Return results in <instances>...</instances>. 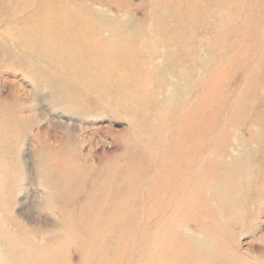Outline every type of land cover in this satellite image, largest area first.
Here are the masks:
<instances>
[{"label":"rangeland","instance_id":"1","mask_svg":"<svg viewBox=\"0 0 264 264\" xmlns=\"http://www.w3.org/2000/svg\"><path fill=\"white\" fill-rule=\"evenodd\" d=\"M34 1L37 0H0V198L9 202L12 216L30 232L36 228L50 230L63 221L55 211L58 206H48L54 198V185L47 180L56 167L52 165L54 161L68 160L72 168L77 167L76 161L80 162L93 177L108 174L106 192L117 198L108 201L106 212L100 216L107 219L118 212L123 217L124 204L130 203V208L138 210L144 181L154 176L156 183L167 166L168 157L159 149L168 148L165 144L167 140L170 143L174 117L182 105L201 98L207 89L214 102L224 104L240 87L244 88L242 99L246 90L248 94L257 92V102L264 104V0H226L224 8L215 12L208 3L203 7L197 0H181L182 6L175 0H114L115 12L108 14L95 11L96 6H90L89 0H63L80 12L81 29L86 34L97 29L113 33L104 43L117 46L120 55L111 57L125 61L122 66L128 68L127 73L107 71L111 62L92 67L102 64L96 55L75 47V53L82 51L86 59L78 66L72 65V70L89 67L94 70L90 80L102 82L93 90L82 84L89 94L87 99L80 94L84 93L81 89L73 88L69 81L55 76V71L42 66L41 61H48L49 52H56L61 44H37L39 35L45 34L40 22L48 18L50 27H60L55 21L58 13H35ZM191 5L196 6L197 14L200 7L203 10L196 24L185 22V30L161 31L165 25L175 24L171 10ZM35 15L41 17L36 19ZM64 33L72 36L71 32ZM190 34L195 37L193 43L176 41ZM163 38L173 41L161 43ZM205 46L203 56L199 48ZM126 50L134 53L133 62L127 57L119 58ZM201 58L204 64L200 68ZM140 60L143 66L139 67L136 63ZM70 70L68 75H72ZM203 80L206 88H201ZM75 93L73 99L70 95ZM61 94H68L69 102L61 101ZM147 100H151L150 107ZM88 106L94 111H89ZM148 108L162 114L159 117L154 116L155 111L150 112V121L160 125L153 137L143 134L128 119V115L134 119L144 112L146 115ZM244 156L242 161H246L248 150ZM144 170L146 177L138 180L131 192L132 186L125 184V178ZM88 174L85 182L89 181ZM244 182L249 185L248 194L242 195L244 200L262 211L261 219L248 223L247 233L238 226L237 230L243 232L237 236L238 244L244 252L251 249L259 255L263 246L259 240L264 235V177L256 174ZM75 200L81 204L83 198L76 196ZM160 207L165 209L167 205L162 203ZM135 218L128 237L130 245L138 241L142 228L139 216ZM18 235L23 236L20 232ZM61 235L65 236L63 229ZM6 241L0 237L1 246L8 244Z\"/></svg>","mask_w":264,"mask_h":264},{"label":"bare ground","instance_id":"2","mask_svg":"<svg viewBox=\"0 0 264 264\" xmlns=\"http://www.w3.org/2000/svg\"><path fill=\"white\" fill-rule=\"evenodd\" d=\"M175 1L181 5V0ZM197 1L203 7L208 3L213 12L224 8L226 3V0ZM88 2L90 6L95 5V11L100 13L115 12L114 0ZM33 6L37 10L42 9L35 13H58L55 21L60 28L50 27L48 18L40 22L45 34L39 35L40 42L37 44H61L58 50L62 49V52L50 51V59L41 61L42 66L55 71V76L69 81L73 88L81 89L84 93L80 94L85 95V99L89 94L83 90L85 88L82 84L90 85L93 90L102 82L90 80L94 70L89 67H82L81 71L79 68L72 70L73 66H78L77 63L86 59L82 51L75 53V47L86 48L88 54L96 55L95 58L102 64L93 61L95 65L92 67H101L104 62H111L107 71L124 70L127 73L128 68L122 66L125 61L111 57L113 54L120 55L117 46L104 43V39L112 38L113 33L97 29L86 34L81 29L80 12L65 5L63 0H37ZM195 7L191 5L186 9L171 10L175 24L165 25L161 31L185 30V22L196 24L203 10L200 7L197 14ZM221 15L219 12L220 18ZM40 17L35 15L36 19ZM64 32H71L72 36ZM193 38L190 34L176 41L193 43ZM167 41L171 43L173 40L163 38L161 43L167 44ZM126 51L119 58L127 57L133 62L134 53ZM199 53L204 56L206 46L199 48ZM201 60L200 68L204 64V59ZM136 65L143 66L141 60ZM70 68L72 75L67 74ZM205 84L203 80L201 88H206ZM147 85L143 80V86ZM120 89H123L122 85ZM243 90L240 87L237 92L233 91L229 96L233 99L222 104L214 102L207 89L201 98L182 105L174 117L170 143L167 140L165 144L168 148L159 149L160 153L165 152L168 157L167 166L156 183L154 176L144 181L138 210L130 208V203L124 204L126 214L123 217L118 212L107 219L100 216L106 212L108 201L117 198L106 192L109 175L103 174L99 178L90 176L80 162L76 161L77 167L72 168L65 159L63 163H52L56 167L47 179L54 185V198L48 201V206L57 205L55 211L63 217L58 226L50 230L36 228L30 232L27 226L12 216L9 202L4 197L0 198V237L4 241L8 239V244L0 245V264H264V235L259 240L263 244L259 255L253 254L251 249L244 252L237 237L250 230L246 228L248 223L259 218L262 211L261 207L252 208L244 200L242 195L248 194L249 188L244 181L254 179L256 174L264 177V104L257 102V92L248 94L246 90L242 99ZM70 96L74 99L77 94ZM60 100L69 102L70 98L68 94H61ZM147 103L149 107L152 105L151 100H147ZM88 107L89 111H94ZM154 111L148 108L149 113ZM149 113L145 115L144 112L135 119L128 115V119L131 124H137L143 134L153 137L160 125L150 121L152 117ZM154 114L162 116L160 111ZM162 121L167 123V120ZM247 150L248 157L242 161ZM87 174L89 181L85 182ZM146 175L145 170L140 174L131 173L125 178V184H130L133 192L136 182L143 180ZM76 196L78 199L80 196L83 198L81 204L76 202ZM162 203L167 208H161ZM135 216H139L142 228L137 234L138 241L130 240V245L128 237ZM238 226L243 228V232L237 230ZM62 229L65 236L61 235ZM18 232L23 236L18 237ZM48 236H52L51 239Z\"/></svg>","mask_w":264,"mask_h":264}]
</instances>
